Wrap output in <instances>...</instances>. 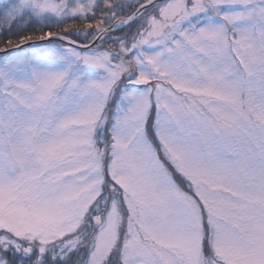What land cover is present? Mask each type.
<instances>
[{"label":"snow or ice","instance_id":"obj_1","mask_svg":"<svg viewBox=\"0 0 264 264\" xmlns=\"http://www.w3.org/2000/svg\"><path fill=\"white\" fill-rule=\"evenodd\" d=\"M0 264H264V0H0Z\"/></svg>","mask_w":264,"mask_h":264}]
</instances>
